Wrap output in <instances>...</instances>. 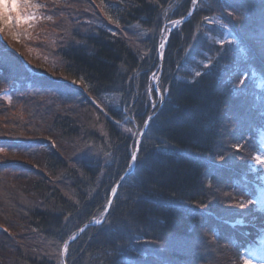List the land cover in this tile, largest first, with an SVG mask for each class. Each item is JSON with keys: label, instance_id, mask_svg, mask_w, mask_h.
Returning a JSON list of instances; mask_svg holds the SVG:
<instances>
[{"label": "trees", "instance_id": "obj_1", "mask_svg": "<svg viewBox=\"0 0 264 264\" xmlns=\"http://www.w3.org/2000/svg\"><path fill=\"white\" fill-rule=\"evenodd\" d=\"M36 1L43 57L0 44V264H244L264 0Z\"/></svg>", "mask_w": 264, "mask_h": 264}, {"label": "rangeland", "instance_id": "obj_2", "mask_svg": "<svg viewBox=\"0 0 264 264\" xmlns=\"http://www.w3.org/2000/svg\"><path fill=\"white\" fill-rule=\"evenodd\" d=\"M39 7L40 4L38 1L35 2V0H0V34L3 41H6V43H8L9 46H12V48L18 47L16 45L18 44L33 58L43 57L41 50L39 51L38 47L33 44L39 43L41 40L42 44L47 43L45 41L50 37V33L47 30L49 29L50 23L53 21L52 16L48 15L46 11H44L47 9H39ZM174 24L178 25L179 22L176 21ZM220 25L222 27L223 34L218 42H234L235 39L230 31L223 27L222 24ZM163 44H165V36L162 39L159 48H161V46L163 47ZM159 51V57L161 58L162 51L161 49ZM252 75L253 77L256 76L255 73H252ZM158 77V73L152 75V85H154ZM258 82V85L261 87L262 82L260 79H258ZM263 139L262 149L264 153ZM257 162L259 167L262 169V173L258 176L261 183L254 182L259 191V195L253 200H258L264 209V154L263 156L257 158ZM256 241V248L250 250V254L245 256L243 259L244 264H264V226L261 230V237L259 239L257 237Z\"/></svg>", "mask_w": 264, "mask_h": 264}, {"label": "water", "instance_id": "obj_3", "mask_svg": "<svg viewBox=\"0 0 264 264\" xmlns=\"http://www.w3.org/2000/svg\"><path fill=\"white\" fill-rule=\"evenodd\" d=\"M195 6H196V0H195L194 5H193L191 11L189 12V14H188L186 17H184L183 19H181V20H184V19L188 18V17L190 16V14L192 13V11L194 10ZM176 26H177V25L174 24V25L171 27L170 30H172V29L175 28ZM157 83H158V78L156 79V81H155V83H154V90H155L156 92H158V89H157ZM144 130H145V126L143 127L141 134L144 132ZM141 134L139 135V137H138L137 140H136V143H135V149H137V147L139 146L140 138H141V137H140ZM132 158H133V157H132ZM128 173H129V172H127V173L122 177V180L125 178V176H126ZM122 180H121V181H122ZM119 183H120V182H119ZM119 183H118V185H119ZM118 185H116V187L114 188L113 192L116 191ZM108 209H109V204H108V206H107V211H108ZM107 211H106V212H107ZM104 218H105V217H103L102 219H100V220H98V221L95 220L93 223H90V224H96V225H99V224H101V223L103 222ZM83 229H84V226L81 227V228L78 230L77 235H75L74 237H72L68 242H71V241H73L75 238H77V236L82 232ZM63 264H65V263H63Z\"/></svg>", "mask_w": 264, "mask_h": 264}]
</instances>
